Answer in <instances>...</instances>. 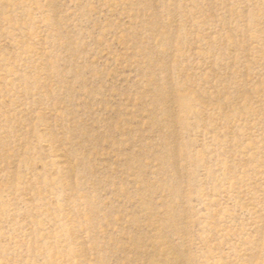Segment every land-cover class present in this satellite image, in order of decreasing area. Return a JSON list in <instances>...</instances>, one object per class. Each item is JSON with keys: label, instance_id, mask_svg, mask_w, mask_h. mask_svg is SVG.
Listing matches in <instances>:
<instances>
[{"label": "rangeland", "instance_id": "1", "mask_svg": "<svg viewBox=\"0 0 264 264\" xmlns=\"http://www.w3.org/2000/svg\"><path fill=\"white\" fill-rule=\"evenodd\" d=\"M0 264H264V0H0Z\"/></svg>", "mask_w": 264, "mask_h": 264}]
</instances>
